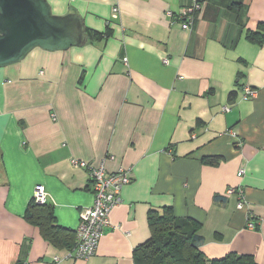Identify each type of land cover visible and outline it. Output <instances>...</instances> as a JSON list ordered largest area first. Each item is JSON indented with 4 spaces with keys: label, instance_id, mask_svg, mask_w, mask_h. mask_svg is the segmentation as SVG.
Masks as SVG:
<instances>
[{
    "label": "crops",
    "instance_id": "crops-1",
    "mask_svg": "<svg viewBox=\"0 0 264 264\" xmlns=\"http://www.w3.org/2000/svg\"><path fill=\"white\" fill-rule=\"evenodd\" d=\"M205 1L187 31L178 14L192 0H48L54 15L112 34L0 68V264H135L149 214L165 208L200 223L208 258L264 264V43L247 39L264 33V0ZM245 86L257 96L243 99ZM101 166L131 169L133 181L96 254L69 259L26 211L42 185L58 226L76 232L94 203L90 168Z\"/></svg>",
    "mask_w": 264,
    "mask_h": 264
},
{
    "label": "trees",
    "instance_id": "trees-1",
    "mask_svg": "<svg viewBox=\"0 0 264 264\" xmlns=\"http://www.w3.org/2000/svg\"><path fill=\"white\" fill-rule=\"evenodd\" d=\"M205 1V0H203ZM264 29V24H260ZM89 43L101 41L111 36V31L100 33L86 28ZM247 39L263 45L264 33L249 32ZM235 93L231 99L235 98ZM216 201H225L216 197ZM26 219L38 227L42 237L59 249L72 250L76 246V232L58 226L53 206L30 203ZM149 225L152 237L134 250L135 264H255L252 256L235 253L222 259H210L201 250L204 239L199 235L200 223L193 219L177 218L172 208L162 213L151 211Z\"/></svg>",
    "mask_w": 264,
    "mask_h": 264
},
{
    "label": "built area",
    "instance_id": "built-area-1",
    "mask_svg": "<svg viewBox=\"0 0 264 264\" xmlns=\"http://www.w3.org/2000/svg\"><path fill=\"white\" fill-rule=\"evenodd\" d=\"M207 3L203 0H192V3L181 10L178 14L181 28L191 31L194 23L200 18ZM171 15V13H169ZM120 16L118 6L112 9V19L117 20ZM127 62V59H124ZM165 60V63H168ZM242 97L245 100L255 98L257 91L250 86L243 87ZM225 111L229 107L224 108ZM74 165L80 167L88 166L87 163L73 162ZM245 174L244 170L238 173L239 177ZM90 177L93 184L94 203L91 208L84 209L80 215V225L76 230V246L68 251V258L73 260H88L93 257L99 247L100 240L105 229L111 226L110 215L113 210L121 203V194L125 186L133 181V173L131 169H120L116 173L107 174L103 166L99 168H90ZM228 195H238L239 202L237 208L239 210H247L248 203L244 193L238 188H230ZM49 195L42 185H37L34 189L33 201L37 205L48 204ZM250 229H255L256 224L252 221L248 223ZM60 260L56 259L57 264Z\"/></svg>",
    "mask_w": 264,
    "mask_h": 264
},
{
    "label": "water",
    "instance_id": "water-1",
    "mask_svg": "<svg viewBox=\"0 0 264 264\" xmlns=\"http://www.w3.org/2000/svg\"><path fill=\"white\" fill-rule=\"evenodd\" d=\"M87 42L78 14L54 15L48 0H0V68L23 61L35 49L67 51Z\"/></svg>",
    "mask_w": 264,
    "mask_h": 264
}]
</instances>
